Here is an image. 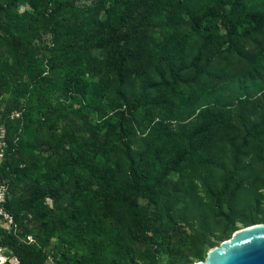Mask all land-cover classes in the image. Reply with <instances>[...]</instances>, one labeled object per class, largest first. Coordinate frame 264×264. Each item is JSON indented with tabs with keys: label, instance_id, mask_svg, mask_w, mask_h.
I'll use <instances>...</instances> for the list:
<instances>
[{
	"label": "trees",
	"instance_id": "trees-1",
	"mask_svg": "<svg viewBox=\"0 0 264 264\" xmlns=\"http://www.w3.org/2000/svg\"><path fill=\"white\" fill-rule=\"evenodd\" d=\"M0 106L15 264H191L264 222V0H0Z\"/></svg>",
	"mask_w": 264,
	"mask_h": 264
},
{
	"label": "water",
	"instance_id": "water-1",
	"mask_svg": "<svg viewBox=\"0 0 264 264\" xmlns=\"http://www.w3.org/2000/svg\"><path fill=\"white\" fill-rule=\"evenodd\" d=\"M191 264H264V222L241 227Z\"/></svg>",
	"mask_w": 264,
	"mask_h": 264
},
{
	"label": "built area",
	"instance_id": "built-area-1",
	"mask_svg": "<svg viewBox=\"0 0 264 264\" xmlns=\"http://www.w3.org/2000/svg\"><path fill=\"white\" fill-rule=\"evenodd\" d=\"M0 113H1V106H0ZM22 111L19 109H13L8 114L2 116L0 114V168L3 164L5 159L8 143H7V129H6V120H14L21 118ZM9 196V188L8 183L4 180L2 175L0 174V231H14L16 230V223L14 221L13 215L7 210L6 202ZM46 201L49 205H51V199L49 197L46 198ZM28 242H34V239L31 235L27 236ZM4 249H0V263L5 261H9L12 264L17 262V258L14 256H9L5 254Z\"/></svg>",
	"mask_w": 264,
	"mask_h": 264
},
{
	"label": "rangeland",
	"instance_id": "rangeland-1",
	"mask_svg": "<svg viewBox=\"0 0 264 264\" xmlns=\"http://www.w3.org/2000/svg\"><path fill=\"white\" fill-rule=\"evenodd\" d=\"M44 40H48V35H45V39ZM51 203V205H52V201L50 202ZM1 253V252H0Z\"/></svg>",
	"mask_w": 264,
	"mask_h": 264
}]
</instances>
